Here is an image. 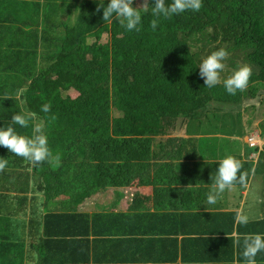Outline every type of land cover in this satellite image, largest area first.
<instances>
[{
	"label": "trees",
	"instance_id": "1",
	"mask_svg": "<svg viewBox=\"0 0 264 264\" xmlns=\"http://www.w3.org/2000/svg\"><path fill=\"white\" fill-rule=\"evenodd\" d=\"M42 1L12 0L10 10H0V97L10 82L17 92L22 90L17 101L3 100L0 128L11 125L19 134L31 136L32 124L28 128L12 125V116L35 113L36 122H44L48 146L59 161L32 165L22 158L20 163L14 153L0 146V158L7 160L0 172V264H14L18 256L22 264H74L76 256L61 261L47 254L43 237L70 242L73 247L61 251L70 255L73 248L99 246L107 236L150 233L145 230L147 224L161 225L157 216L170 228L158 226L151 231L160 236L157 241L162 248L155 252L157 245L146 241L133 256L135 262L243 264V241L237 244L236 239L246 233L264 234V220L237 222L238 210L230 209L225 199L220 205L228 212H205L202 205L197 208L194 193L184 186L197 182V177H208L212 184L220 161L206 163L195 176L179 180L176 189L169 187L171 195L193 209L147 212L132 195L142 184L139 173L152 168L153 162H139L130 152L132 144L145 142L146 148L155 142L163 120L181 115L220 118L231 108L228 103L237 102L221 86L207 88L199 78L202 60L220 48L228 52L222 78L233 73L231 68L249 65L253 70L249 82L254 84L245 93L264 98V0H203L198 12L161 17L155 31L151 6L141 9L139 31H128L116 20L103 21V8L96 13L97 7H106L110 0ZM140 3L133 0L134 7ZM76 6L78 14L73 16L70 10ZM71 18L76 22L69 23ZM41 47L45 51L42 61ZM152 72L156 82L149 77ZM182 75L187 81L181 80ZM70 90L79 95L64 96ZM201 91L203 99L196 97ZM195 100L202 104L197 106ZM45 104L51 106L48 113L41 110ZM208 124L211 121H203L199 132ZM253 130H246L245 137ZM230 146L228 140L223 144ZM245 147L250 149L248 143ZM261 152L256 160H240V171L248 174L247 186L258 190L264 182ZM132 162L140 164L135 165L139 173L133 171ZM63 179L72 183L73 191H67ZM38 182L50 192L57 189L58 208L46 204V190H39ZM234 188L247 187L237 183ZM238 199L246 207L244 195ZM118 206L125 210H117ZM24 222L30 229L26 232L21 230ZM256 260L264 264V252Z\"/></svg>",
	"mask_w": 264,
	"mask_h": 264
},
{
	"label": "clouds",
	"instance_id": "2",
	"mask_svg": "<svg viewBox=\"0 0 264 264\" xmlns=\"http://www.w3.org/2000/svg\"><path fill=\"white\" fill-rule=\"evenodd\" d=\"M20 1V0H19ZM43 2L42 0H38ZM151 6L153 19L151 20V28L155 31L159 20L161 17L170 18L173 15H178L184 13L186 11H194L198 12L203 6V0H171V3H166V0H142V3L138 4V6H133V0H110V3L105 7L104 5H100L96 8V13L101 11L103 8V21L112 22L113 20L121 23L128 31H139L138 25L141 23V9L147 10L148 7ZM56 45H60V43L55 41ZM40 60L42 61L43 54L45 53L44 49L41 47L40 50ZM48 53V52H47ZM228 58V52L224 48H220L216 51H213L210 55L202 60L199 65V75L200 79L204 80L205 87L212 88L216 85L221 86L228 94L231 95L233 99L238 98L235 103L232 104L231 110H233L232 114L236 118V112L238 109H242V115L246 117L247 110H251V108H258V103H264V98H262L259 94L257 97L250 96L245 92L249 89L254 82H249L250 77L253 74V70L249 65H242L237 70L231 68L233 73L226 77L225 75L222 78V73L226 69V64L224 61ZM149 77L156 82L157 76L152 72ZM184 82L187 81L183 75L180 77ZM21 91L17 92L14 88L13 84L10 82L4 88L5 95L1 96L0 100V113L3 111L4 105L3 100L11 101L18 100ZM69 92H75L77 97L79 93L75 90L64 92L65 95H69ZM201 96L204 98V92L198 93L196 97ZM256 101V103H252V101ZM245 102H248L245 104ZM197 106L202 104V100L194 101ZM235 105V106H234ZM234 106V107H233ZM249 107V108H248ZM51 106L48 104L42 105V111L45 113L50 112ZM222 115L223 112H222ZM220 115V118L222 117ZM241 115V114H240ZM256 115H260L258 112ZM255 115V116H256ZM245 117H242L241 121L244 120ZM261 117V116H260ZM51 119H55V117H51ZM169 121L177 123L179 120L189 125L194 121H201L205 119H198L191 115L180 116V117H171L168 118ZM236 120V119H235ZM37 117L35 113L32 112H24L17 113L12 116V125H19L22 128H28L30 123L32 124V135L26 136L19 134L16 129L9 125L5 128V124L3 128H0V146L7 148L11 153H14L15 156L21 157L27 160L32 165L42 164L45 161L52 163L53 161H59V156H53L49 146L48 139L46 134L44 133V122H36ZM263 121V119H262ZM8 122V121H7ZM151 125V124H150ZM255 136L257 145L251 146L249 143V138ZM247 143L254 150V152L264 151L262 147L264 146V138L262 137L261 127L257 130H253L251 135H248ZM152 156L151 162L154 160V154H150ZM259 157V154H255ZM7 166V160L0 158V172H3ZM242 168V163L240 160L236 159L233 156H227L219 162V168L216 172L214 181L210 184L205 180H198L197 182H191L189 184H185L184 186L191 190L195 195V203L197 208L201 205L205 208L203 211H220V212H228V208L226 206L218 205L217 200L218 197L225 192V190L232 189L237 183L243 187H247V177L248 174L242 173L240 170ZM156 191L166 192L165 186L155 185ZM169 189V187L167 188ZM65 191V189H64ZM44 199L47 200V197L44 196ZM59 197L55 200H58ZM47 202V201H46ZM47 204V203H46ZM54 205V203L52 202ZM51 208H57L52 207ZM264 217V216H263ZM236 221L242 224H246L248 222V217L240 212H237ZM261 220V219H254ZM264 220V218H262ZM253 221V220H250ZM235 228V227H234ZM30 230V229H29ZM235 232H237V228H235ZM159 235L152 236V233H147L145 235H139L135 231L131 232L128 235L124 236H107L105 238L106 241L116 242V243H137L138 248L144 247L146 241H151V243L157 244L159 247L162 245V242H158L157 239ZM145 238V239H143ZM167 239V238H166ZM243 241V264H257L256 257L259 253L264 252V234H252L246 233L242 237H237L236 243L239 244L240 240ZM51 239L47 237H43L42 246L44 247L45 243H48ZM145 240V241H144ZM144 241V242H140ZM160 248L156 249L155 252H158ZM137 264V262H135ZM51 264V263H50ZM139 264V262H138ZM141 264H145L141 263ZM149 264H154V262H150Z\"/></svg>",
	"mask_w": 264,
	"mask_h": 264
},
{
	"label": "crops",
	"instance_id": "3",
	"mask_svg": "<svg viewBox=\"0 0 264 264\" xmlns=\"http://www.w3.org/2000/svg\"><path fill=\"white\" fill-rule=\"evenodd\" d=\"M4 1L0 2V10H4ZM3 15L0 13V18ZM233 112V110H232ZM236 119V120H235ZM234 119V115H231V118L225 119L223 115L221 118L214 119H205L201 121L191 122L189 125L181 122L179 120L177 123L163 120L160 126V134L155 142L152 144H147L145 152L149 156L151 153L154 154L153 167L151 166L145 173H139L138 168L135 166H140L136 162L131 163V167L139 173L141 177L142 184L138 187V190L132 196L140 201L144 210H149L147 212L162 211L164 210V205L169 202L171 205L170 210L179 209H193L190 207L183 206L182 202L178 201L175 195L169 193L168 187L176 189L179 186V180L185 179L195 174L205 167L206 163H215L219 162L227 156H233L238 160H256L258 158L255 154H261L262 152H249L242 147L247 144V137H245V132L239 133L241 130H250L254 128L257 130L260 128L261 117L256 115L250 125H247V118H244V123L246 125L241 127L236 123H239L241 119ZM211 121V124H208L201 133L200 124L203 121ZM157 126V125H156ZM158 128V126H157ZM167 140V142H164ZM228 140L231 144L230 147L224 148L223 144ZM251 149V147H250ZM263 149V147H262ZM264 150V149H263ZM159 155V156H158ZM150 159V158H149ZM150 165V162L149 164ZM198 180L208 181V177H197ZM140 180V179H139ZM151 185L143 184V181L151 182ZM251 184V183H250ZM155 185L165 186L167 193L163 191H156ZM140 187H145L150 190V195H146L141 191ZM252 190V192H250ZM240 192L245 197L247 202L246 207H244V202L238 199V195L234 200V193ZM264 188H260L258 192H253L252 185L247 186L243 190L228 191L220 199L217 200V204H220V200L228 202V207L230 209L238 210V212L246 215L248 218L251 216L255 209L253 207L261 208V212H264V202H263V193ZM170 194L171 197L168 195ZM133 199V198H132ZM176 201L175 204H171V201ZM150 204L149 206H147ZM243 206V208L240 207ZM251 205V206H250ZM117 210H125L122 206H118ZM169 210V211H170ZM264 215H262L261 218ZM161 225L152 226L147 224L146 231H153V228L164 227L166 225L165 220L157 216ZM172 222L171 219H169ZM163 229L169 231L170 228L164 227ZM154 233H152L153 236ZM103 236L99 237L101 240ZM70 242H66L63 239H52L48 243H45L44 250L47 254L52 256L55 260H63L65 257L72 259L77 257V261L74 264H136L133 256L138 254V244L137 243H116L109 241H102L101 244L97 247H83L78 250L73 248V253L70 255H65L61 251L65 248L71 249L73 247ZM152 245H157L152 243ZM162 248V245L157 249ZM90 261H86L88 259ZM152 261H146V264H149ZM138 264V262H137Z\"/></svg>",
	"mask_w": 264,
	"mask_h": 264
},
{
	"label": "rangeland",
	"instance_id": "4",
	"mask_svg": "<svg viewBox=\"0 0 264 264\" xmlns=\"http://www.w3.org/2000/svg\"><path fill=\"white\" fill-rule=\"evenodd\" d=\"M6 2H7V4L5 5V8H4V10H10L11 9V6H12V0H5ZM78 10H79V7L78 6H76V8L75 9H73V10H70L71 12H72V14H73V16H76L77 14H78ZM4 12V11H3ZM76 18H71L70 19V21H69V23H75L76 22V20H75ZM59 23H63L62 21L61 22H59ZM90 40V43L91 42H93V40L92 39H89ZM106 40V36H104V39H103V41H105ZM55 41L56 42H58V43H60V39L59 38H56L55 39ZM192 50L193 51H195L196 50V47H192ZM242 65H244V64H242ZM241 65V66H242ZM71 91H73V90H71ZM69 95L70 96H72V97H75L77 94L75 93V92H69ZM64 96H65V93H64ZM248 102H245V104H247ZM252 103H256V101H252ZM230 106H231V108H232V104H229ZM235 106V105H234ZM233 106V107H234ZM257 106H258V108H256V107H253V108H251V110H247V111H245L246 112V117L245 116H243L242 115V112H243V110L242 109H238L237 110V112L235 113L236 114V118L237 119H241L242 117H245V118H247V120H248V122H247V125H250L251 123H252V121H253V119L256 117L255 116V114L256 113H260V115L259 116H261V119H263V121H260L261 123H260V127H261V131H262V135H263V137H264V103H258L257 104ZM231 108L229 109V111H227V113H225L224 115H223V118H225V119H229V118H231V115H232V110H231ZM241 114V115H240ZM234 119H235V117H234ZM237 125H239V126H241V127H244L245 125H246V123H244V121H242V122H239V123H236ZM246 131V130H245ZM164 142H167V140H164ZM135 145H137L138 146V148H136L135 149ZM145 145H146V143L144 142L143 143V146H140V143H139V145L137 144V143H135V144H132V150H131V152H130V155H131V157L132 158H134L135 160H137V161H139V162H142V161H145V162H148L146 165H148L149 164V162L151 161V159H152V156L151 155H147V153L145 152ZM242 149H244V150H246V151H249V152H254V150L252 149V150H250V149H247L246 147H242ZM121 150H122V148H121ZM159 156V155H158ZM150 158V159H149ZM22 158L21 157H18V162H20V163H22ZM263 165H264V161H263ZM263 180H264V178H262ZM254 182H252V184H253ZM38 187H39V190H42V187L46 190V193H45V195L44 196H46L47 197V200H45V202L47 203V205L49 206V207H51V203L53 202V203H55V205H53L52 207H57L58 208V204H57V200H55V199H57L59 196L57 195V189H55L53 192H50V188L48 187V186H46L44 183H39L38 182ZM62 185H64L66 188H67V191L68 192H71V191H73L74 189H73V186H72V183L71 182H69L68 180H65V179H63L62 180ZM141 188V191L144 193V194H146V195H150V190L148 189V188H145V187H140ZM262 188H264V182H263V186H262ZM63 190H64V188H62ZM234 190H236V188H232V189H230L229 191H234ZM260 190V189H259ZM258 189H256V188H253V192H258L259 191ZM250 192H252V190L250 191ZM240 194V192H235L234 193V197H233V199L232 200H234L235 198H236V196L237 195H239ZM170 197H171V195L170 194H168ZM254 209H255V212L251 215V216H249V218H248V220H254V219H259V218H261L262 217V215H264V212H261V208H259V207H253ZM171 209V205L169 204V202L168 203H166L165 205H164V210H162V211H169ZM29 226V225H28ZM24 230L25 232L26 231H28L29 230V227H27V223L26 222H24V224H23V226H22V228H21V230ZM22 262H23V258L22 257H17L15 260H14V264H22Z\"/></svg>",
	"mask_w": 264,
	"mask_h": 264
},
{
	"label": "built area",
	"instance_id": "5",
	"mask_svg": "<svg viewBox=\"0 0 264 264\" xmlns=\"http://www.w3.org/2000/svg\"><path fill=\"white\" fill-rule=\"evenodd\" d=\"M249 143L251 146H256L257 145V141L255 136H252L251 138H249Z\"/></svg>",
	"mask_w": 264,
	"mask_h": 264
}]
</instances>
